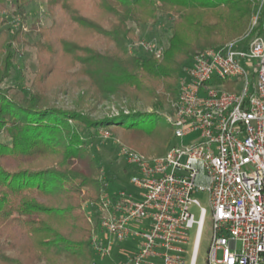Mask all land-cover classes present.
Listing matches in <instances>:
<instances>
[{"label": "trees", "instance_id": "obj_1", "mask_svg": "<svg viewBox=\"0 0 264 264\" xmlns=\"http://www.w3.org/2000/svg\"><path fill=\"white\" fill-rule=\"evenodd\" d=\"M14 2L11 30L2 15L9 0H0V135L11 141H0V264H93L98 225L83 206L99 201L108 181L92 140L107 130L141 153L165 154L173 139L166 111L184 67L246 36L258 0H49L51 26H33L38 69L28 92L6 86L32 0ZM160 16L173 18L160 58L130 54L134 26ZM263 25L250 39L264 37ZM68 83L81 90L74 109L49 97ZM104 103H116L117 114L93 117Z\"/></svg>", "mask_w": 264, "mask_h": 264}, {"label": "built area", "instance_id": "obj_2", "mask_svg": "<svg viewBox=\"0 0 264 264\" xmlns=\"http://www.w3.org/2000/svg\"><path fill=\"white\" fill-rule=\"evenodd\" d=\"M263 19L258 0L246 36L196 53L184 69L166 121L173 139L195 138L156 157L120 145L119 156L137 169L138 194L104 190L86 203L88 220L98 225L90 240L95 258L186 264L190 254L195 264L208 214L197 196L203 193L211 211L207 264H264V37L250 39ZM137 44L162 55L146 40ZM131 239L136 250H122Z\"/></svg>", "mask_w": 264, "mask_h": 264}, {"label": "rangeland", "instance_id": "obj_3", "mask_svg": "<svg viewBox=\"0 0 264 264\" xmlns=\"http://www.w3.org/2000/svg\"><path fill=\"white\" fill-rule=\"evenodd\" d=\"M49 0H32L31 4L27 8L28 19L24 30L26 31L25 44L19 46V54L15 59V65L13 67L11 76L6 80V86L14 88L16 90L28 92L31 88L35 72L38 69L37 47L36 44L40 40V35L37 31H33V26L48 28L52 24V14L48 9ZM15 2L9 0L8 9L2 15L7 19L5 28L15 29L19 22L17 15H15ZM173 26V18L171 16H160L157 25H146L136 27L134 26L137 37L129 38L127 40L128 51L130 54H143L145 56L153 55L142 46L137 43L141 40H146L151 43L155 50L164 51L168 45V38L171 35V29ZM190 66V65H189ZM186 66V67H189ZM184 67V68H186ZM67 90H63L60 93H49V97L52 98V103L58 107L66 109H74L76 102L78 101V95L81 90L76 86L72 87L70 83L67 84ZM117 114L118 106L116 103H104L97 106V110L92 113L93 117L101 118L103 115L109 113ZM126 112V111H125ZM167 114L171 113V106H168ZM198 133L191 134L184 138L181 142L188 143L195 138ZM0 141L10 143V138L6 135H0ZM179 139H172L168 144L166 150L174 144L181 143ZM121 146L129 147L135 150L133 147L125 144L119 136L103 130L96 134L92 140V151L94 156L99 160L104 176L103 178L108 181V191L118 192L125 191L134 195L138 194L137 189L133 184V179L137 174V169L134 166L127 165L126 162L119 156V148ZM137 151V150H135ZM139 152V151H137ZM141 153V152H139ZM149 157H156V155L141 153ZM202 206L207 209V218L202 231L201 242L197 254L195 264H207L208 249L210 246L211 238V222H210V207L206 194L197 195ZM87 209L86 204L83 206ZM90 210V209H88ZM196 218L199 216V210L194 209ZM196 232V226L191 231V243L189 250H191ZM136 240H128L120 243L122 250L126 252H134L137 246ZM117 258H121L120 252L116 253ZM93 264H109V262L101 261L97 258L94 259ZM186 264H190V254L186 257Z\"/></svg>", "mask_w": 264, "mask_h": 264}, {"label": "water", "instance_id": "obj_4", "mask_svg": "<svg viewBox=\"0 0 264 264\" xmlns=\"http://www.w3.org/2000/svg\"><path fill=\"white\" fill-rule=\"evenodd\" d=\"M263 28H264V25H263Z\"/></svg>", "mask_w": 264, "mask_h": 264}]
</instances>
